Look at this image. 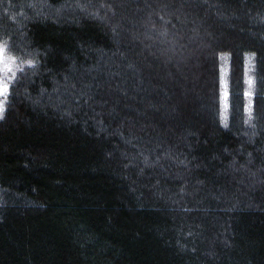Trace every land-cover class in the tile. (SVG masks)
Listing matches in <instances>:
<instances>
[{"label": "trees", "instance_id": "trees-1", "mask_svg": "<svg viewBox=\"0 0 264 264\" xmlns=\"http://www.w3.org/2000/svg\"><path fill=\"white\" fill-rule=\"evenodd\" d=\"M1 79L0 264H264V0H0Z\"/></svg>", "mask_w": 264, "mask_h": 264}, {"label": "snow or ice", "instance_id": "snow-or-ice-1", "mask_svg": "<svg viewBox=\"0 0 264 264\" xmlns=\"http://www.w3.org/2000/svg\"><path fill=\"white\" fill-rule=\"evenodd\" d=\"M29 66L34 67V64L32 62H29ZM8 93H9V85L0 82V113H2L5 110L4 101Z\"/></svg>", "mask_w": 264, "mask_h": 264}, {"label": "rangeland", "instance_id": "rangeland-1", "mask_svg": "<svg viewBox=\"0 0 264 264\" xmlns=\"http://www.w3.org/2000/svg\"><path fill=\"white\" fill-rule=\"evenodd\" d=\"M222 80H223V79H222ZM222 87H223V98H225V81H224V80L222 81ZM261 100H262V99H258V102H257V103H258L259 106H260V104H262V103H261ZM257 103H256V104H257ZM256 104H255V105H256Z\"/></svg>", "mask_w": 264, "mask_h": 264}, {"label": "bare ground", "instance_id": "bare-ground-1", "mask_svg": "<svg viewBox=\"0 0 264 264\" xmlns=\"http://www.w3.org/2000/svg\"><path fill=\"white\" fill-rule=\"evenodd\" d=\"M95 2V1H94ZM119 3H120V1H119ZM106 4V3H105ZM103 6V5H102ZM106 11V10H105ZM120 38H122V37H120ZM124 38V37H123ZM11 52V51H10ZM9 56V55H8ZM13 58V57H12ZM15 61V60H14ZM105 64H106V62H105ZM243 65V64H242ZM13 68V67H12ZM194 76V75H193ZM253 76V75H252ZM193 78V77H192ZM4 80V79H3ZM0 81H2V79L0 80ZM5 81V80H4ZM3 81V82H4ZM6 82V81H5ZM11 82V81H10ZM180 82V81H179ZM7 83V82H6ZM3 84H5V83H3ZM10 84V83H9ZM244 93V92H243ZM231 105V104H230ZM232 106V105H231ZM230 111V110H229ZM166 112V111H165ZM233 113V112H232ZM217 114V113H216ZM230 115V114H229ZM172 117V116H171ZM230 117V116H229ZM229 119V118H228ZM256 130V129H255Z\"/></svg>", "mask_w": 264, "mask_h": 264}]
</instances>
